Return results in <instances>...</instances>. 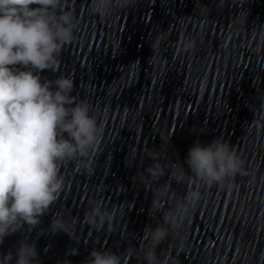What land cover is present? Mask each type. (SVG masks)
Instances as JSON below:
<instances>
[{
    "label": "water",
    "instance_id": "water-1",
    "mask_svg": "<svg viewBox=\"0 0 264 264\" xmlns=\"http://www.w3.org/2000/svg\"><path fill=\"white\" fill-rule=\"evenodd\" d=\"M69 3L78 17L76 39L63 49L58 72L39 75H71V94L93 106L104 128L92 156L94 172L63 166L66 187L51 212L30 233L6 237L0 253H14L27 236L39 264H86L92 249L103 247L123 256L190 187L187 179L171 181L152 217L153 194L136 177L152 163L147 152L159 151L162 163H183L197 140L222 137L249 174L237 175L231 189L199 184L200 201L178 237L161 248L173 264H264V0H137L106 19L91 13L90 0ZM158 33L163 39L153 52ZM187 40L194 49L183 50ZM166 181L167 175L159 183ZM92 199L121 207L117 231L96 233L79 224V242L46 231L56 213L83 220ZM74 248L78 254L69 255ZM124 264L140 262L128 256Z\"/></svg>",
    "mask_w": 264,
    "mask_h": 264
},
{
    "label": "clouds",
    "instance_id": "clouds-1",
    "mask_svg": "<svg viewBox=\"0 0 264 264\" xmlns=\"http://www.w3.org/2000/svg\"><path fill=\"white\" fill-rule=\"evenodd\" d=\"M136 4L137 0H90V11L106 19ZM205 8L210 14L207 5L198 4L201 12ZM77 26L78 17L69 0H0V245L6 237L30 233L40 226L41 218L51 212L65 190L63 166L73 164L85 174L94 172L92 156L104 128L93 106L71 94L75 87L71 75L55 80H42L39 75L44 70H60L61 53L76 39ZM162 39L163 33H158L150 44L153 52ZM182 44L185 51L195 48L192 40ZM147 156L152 163L136 177L153 194L152 217L161 210L171 181L180 184L187 179L188 191L162 214L160 223L145 227L136 247L126 248L123 256L110 248H93L86 264H124L128 256L140 264H173L161 245L178 237L183 221L201 199L198 185L231 189L237 175L249 174L245 161L222 137L207 144L197 140L183 163H162L156 150H149ZM165 175L168 181L160 184ZM152 184L158 186L152 188ZM88 203L83 220L56 213L46 231L63 232L77 242L79 224L96 233L117 231L122 219L120 206L109 208L99 199ZM182 245L180 240L176 246ZM68 254L77 255L78 249H69ZM38 257L35 242L25 236L14 253H0V264H12L13 260L15 264H39Z\"/></svg>",
    "mask_w": 264,
    "mask_h": 264
}]
</instances>
